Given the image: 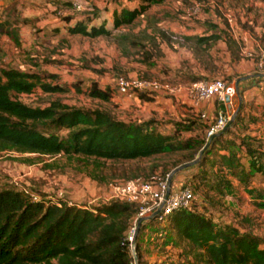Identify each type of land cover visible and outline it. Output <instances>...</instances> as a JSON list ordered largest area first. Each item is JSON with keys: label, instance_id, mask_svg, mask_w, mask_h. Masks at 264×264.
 Here are the masks:
<instances>
[{"label": "rangeland", "instance_id": "rangeland-1", "mask_svg": "<svg viewBox=\"0 0 264 264\" xmlns=\"http://www.w3.org/2000/svg\"><path fill=\"white\" fill-rule=\"evenodd\" d=\"M94 1L88 0L86 4L89 7L74 11L70 0L54 12L57 11L59 18L71 14L84 15V24L88 25V16L97 11ZM132 2L136 9L141 8L140 0ZM33 4V1L27 2V5ZM116 14L119 17L120 12ZM95 20L96 23L99 19ZM34 24L27 25L30 38L15 29L16 41L8 38L0 44V70L13 68L36 74L41 82L61 87L58 92H44L36 86L31 93L13 95L32 107H44L53 100H59L69 106L101 108L122 120H153L159 131L168 133L174 127V121L190 114V106L186 103L191 102L188 90L191 82L214 79L226 82L227 93L232 100L228 109L230 114L237 105L234 82L239 77L264 73V0H154L131 23L113 28L111 21V34L95 38L56 31L47 33ZM210 35L219 38L208 45L197 43V38ZM119 78L156 80L173 89L180 87V90L152 92L151 101H143L136 95L125 98L116 90ZM91 82L109 88L112 92L110 100L89 98L86 87ZM245 117L247 119L246 114ZM58 132L62 136L66 134L64 130ZM198 133L202 135L198 129L182 131L180 136L187 138ZM183 154V151L163 153L123 165L103 161L97 168L92 159L74 157L68 160L64 156L39 157L2 152L0 188L22 189L39 197L46 195L45 190L51 189V197L62 191L73 203L93 207L109 201L99 193L106 189L108 183L128 180L129 172L153 163L159 165L154 175L164 176V169L183 160ZM23 158H31L33 163L23 161ZM187 171L184 169L175 174L182 176L186 172L182 177L183 184L191 176L192 171ZM140 176L143 178V173ZM252 182L259 188L252 195L241 189L235 198L226 195L218 199L214 207L208 205V210L215 222L250 230L264 241V205L258 204L255 197L259 192L264 194V176L255 174ZM73 185L86 190L88 186L84 198L75 199L71 192L73 189H68ZM197 207L203 209L200 205ZM134 224L135 219L129 231ZM167 224L166 219L163 223L155 220L141 226V263L197 264L189 247L175 239L174 234L166 229ZM132 244L129 248L134 264H139L135 258L137 254L133 255ZM134 248L136 252V246Z\"/></svg>", "mask_w": 264, "mask_h": 264}, {"label": "trees", "instance_id": "trees-1", "mask_svg": "<svg viewBox=\"0 0 264 264\" xmlns=\"http://www.w3.org/2000/svg\"><path fill=\"white\" fill-rule=\"evenodd\" d=\"M140 1V9L122 8L119 17L114 12L113 28L131 23L154 0ZM62 18H68V15ZM13 32L9 35L16 41ZM66 33L95 38L109 36L111 30L103 23L88 27L77 22ZM218 38L210 35L196 40L200 45H208ZM252 80L264 84V76ZM36 86L44 92L61 91L60 86L41 82L36 74L13 68L0 70V153L64 156L68 160L79 157L92 159L98 168L103 161L123 165L183 151V160L164 169L166 176L173 168L197 158L208 142L205 132L211 122L204 124L200 116L180 118L173 122L171 132L163 133L153 120H122L105 109L69 106L59 100L44 107H32L13 97L31 93ZM86 95L109 101L112 92L91 82L86 87ZM137 97L143 101L153 98L146 93ZM241 110L242 107L223 133L209 140L200 161L186 168L192 171L191 180L189 177V182L181 187L191 189L194 197L190 207L179 209L166 218V229L178 242L189 247L197 264H264V241L259 236L239 226L215 222L208 210V205L214 207L218 199L226 195L235 197L237 187L252 195L256 192L250 187L253 175L264 176L263 142L246 132L252 119L247 115L245 119ZM196 129L202 135L180 136L182 131ZM58 130H64L66 134L62 136ZM219 151L226 153L219 154ZM244 158L247 159L246 167L242 164ZM23 161L33 163L31 158H23ZM158 167L153 163L146 168H136L127 178H142L143 173L142 179L148 180ZM232 179L238 181L237 186L232 185ZM255 197L258 204L264 205V194L259 192ZM137 212L136 203L120 199H110L89 208L70 206L65 202L57 206L33 202L23 191L1 187L0 264H134L127 234ZM155 220L144 221L141 226ZM141 226L134 238L139 264H142L139 254Z\"/></svg>", "mask_w": 264, "mask_h": 264}, {"label": "crops", "instance_id": "crops-1", "mask_svg": "<svg viewBox=\"0 0 264 264\" xmlns=\"http://www.w3.org/2000/svg\"><path fill=\"white\" fill-rule=\"evenodd\" d=\"M34 2L33 5H27V2ZM70 0H0V44L5 39L12 38L9 35V32L17 30L18 33H22L26 38H30L31 36L27 33V25L35 23L34 25H37L42 30L44 29L45 32H51L54 31L58 33H66L67 29L71 26H73L77 22H84L86 21V18L84 15L80 14H71L68 15V18L63 19L56 16L58 8L62 7L64 3H67ZM133 0H122L120 2H112L110 0H95L94 5L96 8V16L91 15L89 17L88 27L89 26H99L100 24H104V27L107 29L109 28V25L112 21L113 27V17L114 12H120L122 8H126L128 10L136 9V6L133 5ZM57 9L56 13L54 12ZM98 14V15H97ZM67 16V15H63ZM99 19L98 22L95 23V19ZM19 20V21H18ZM31 21V22H30ZM101 21V22H99ZM29 23V24H28ZM15 30V31H16ZM67 34V33H66ZM20 37L23 38L22 35ZM13 39V38H12ZM14 40V39H13ZM2 54V48L0 46V56ZM252 78L256 77H250L246 80H243L239 83V91L242 96V110L241 114H246L247 116H251L252 121L247 125L248 129L246 132L251 135L252 137H255L256 139H260L263 142L264 145V86H262V82H255L252 80ZM237 99V96H235ZM238 103V100H237ZM188 106H190L189 115L186 116H200V114H205L204 118H201L204 122V124H208L212 122L219 109L225 108L227 111L229 109V105H222L221 103L217 102L215 98L208 99L206 101L201 102L197 106H194L192 102L186 103ZM232 104V100H231ZM234 105V102H233ZM232 106V105H230ZM237 106V105H236ZM235 106V107H236ZM234 107V108H235ZM254 115V116H252ZM184 117V115H183ZM226 153L225 151H219V154ZM242 164L246 167L247 166V159H242ZM3 166V163L0 162V171L2 172L1 167ZM9 170H12L9 168ZM189 171V170H188ZM187 171V173H188ZM0 172V179L3 177L1 176ZM182 176H176L174 175L172 181H171V190H178L183 185V176L186 175V172H184ZM259 174V173H255ZM254 174V175H255ZM253 175V177H254ZM252 177V178H253ZM232 185L237 186L238 181L236 179L231 180ZM76 187H79L76 185ZM73 186H68V189H73L72 195H74L76 200H80L85 197L86 193L88 192V186L87 190L84 188H76ZM252 188H255L258 190L257 186L254 185L253 182H251ZM80 189V190H78ZM241 187L236 188V196L238 191H241ZM20 190L25 193H28L25 190L22 189H15ZM44 191V190H43ZM101 195L103 197L109 196L108 188L104 190H100ZM44 193L46 195H41V198L44 200H48L51 198L52 193L51 189L49 191L45 190ZM30 194V193H29ZM235 196V197H236ZM231 197V198H235Z\"/></svg>", "mask_w": 264, "mask_h": 264}, {"label": "built area", "instance_id": "built-area-1", "mask_svg": "<svg viewBox=\"0 0 264 264\" xmlns=\"http://www.w3.org/2000/svg\"><path fill=\"white\" fill-rule=\"evenodd\" d=\"M86 1L88 0H71V8L74 11H80L86 6L89 7V5L86 4ZM111 1L120 2L122 0ZM161 89L167 92H173L179 91L180 87L173 89L168 84H160L156 80L137 78H119L116 82L117 93L125 98H133L140 93L150 94ZM227 89L226 82L221 79L196 80L191 82L188 88L190 101L194 106L211 98H215L217 102L226 106V97H230L227 93ZM200 117L204 118L205 114H200ZM229 119V112L225 108L219 109L215 119L209 124L205 132V140L209 141L213 136L221 132L228 124ZM107 188L109 196H107L106 200L120 199L138 205L135 224L127 235V241L130 245L134 240V232L138 218L150 216L160 209L159 213L155 216V219L158 222L163 223L171 213L179 209L190 207L194 197L188 186L172 191L168 175H153L148 180L134 178L121 182H110L107 184ZM29 197L33 202L43 201L44 203H54L57 206H61V204L65 202L70 206L75 205L84 208L90 207L87 205H80L79 203H73L64 196L62 191L58 192L48 200H44L34 194H29Z\"/></svg>", "mask_w": 264, "mask_h": 264}, {"label": "water", "instance_id": "water-1", "mask_svg": "<svg viewBox=\"0 0 264 264\" xmlns=\"http://www.w3.org/2000/svg\"><path fill=\"white\" fill-rule=\"evenodd\" d=\"M258 76H264V73H257V74H252V75H248V76L239 77L234 82V87H235V92H236L238 103H237V106L234 108V111L230 113V119H229V122H228L227 126L235 120V118H236V116H237V114H238V112H239V110H240V108L242 106V96H241L239 88H238L239 87V83L241 81H243V80H246V79L250 78V77H258ZM226 102H227V105H229V108H231V106H230L231 105L230 104L231 103V98L229 96L226 97ZM226 127L221 132H219L216 135H219V134L223 133L226 130ZM209 144H210V141H208L206 143V145L202 148V150L200 151V153L197 156V158H195L194 160H192L190 162L183 163V164L173 168L168 174L169 183H171L172 178H173V176L176 173H178V172H180V171H182V170H184V169H186L188 167H191V166L197 164L200 161V158H201L203 150L206 149L209 146ZM159 211H160V209L158 211H156L154 214L150 215V216L138 218V220L136 222L134 238L136 237L142 222L154 219L155 216L159 213ZM134 246H135V243L133 242V244H132V252H133V255L135 256L136 252H135ZM135 258H136V256H135Z\"/></svg>", "mask_w": 264, "mask_h": 264}]
</instances>
